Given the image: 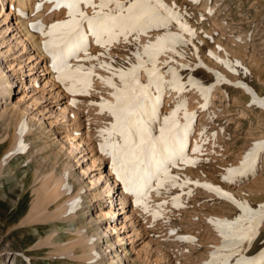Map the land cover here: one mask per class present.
<instances>
[{"label":"rangeland","instance_id":"rangeland-1","mask_svg":"<svg viewBox=\"0 0 264 264\" xmlns=\"http://www.w3.org/2000/svg\"><path fill=\"white\" fill-rule=\"evenodd\" d=\"M44 1L50 3L49 0H37L34 10L38 11L37 5L39 2L43 5ZM164 2L186 28L182 29L173 21L167 28H151L127 38L120 36L106 46L92 37L86 48L68 58V64L80 67L81 76L91 73L88 76L90 85L79 83L74 91L71 90V80L65 83L54 79L52 86L43 70L47 59H39L30 42L21 40L23 32L14 29L17 12L11 9V0L0 2V68L9 79L15 78L16 73L21 75L22 82L15 88L12 100L26 110L24 122L33 118L30 121L34 128L31 134L22 138L28 143L24 144L26 147L21 139L22 144L17 145V151L5 158L11 148L14 127L0 120V137H4L0 138V264H82L73 258L58 257L51 252V247L37 250L40 236L48 239L50 235H58L60 239H68V221L40 216L41 219L33 223H24L36 202L38 180L47 174L63 171L69 154L68 149L59 151L58 142L65 134H76V138L86 139L84 152L74 149L76 156L72 163L78 173L82 170L81 163L86 168L88 161L89 165L93 162L92 149L95 156L101 158L89 168L88 175H80L85 182L84 193L79 199L87 205L84 217L88 216L85 223L89 231L95 234L97 229L94 227L99 222L102 226L109 222L121 226L127 215L133 217L135 224L126 220L125 227L120 229L124 238L118 249L123 264H225V261L227 264H239L240 261L264 264V221H257L255 230L248 227V221H241L244 231L229 232L237 234L230 238H236L232 242L221 239L224 233L217 228L220 222L240 219L245 214V206L258 214L260 206L264 205V147L259 143L264 142V108L252 98L254 92L264 99V0ZM60 3L58 7V2L52 1L45 7V14L39 17L37 13L39 20L45 16L49 18L46 27L69 20L68 7L62 0ZM94 3L96 8L85 3L80 5V10L88 16L100 12V0H94ZM115 7V3L110 6L111 9ZM35 14L28 12L26 16L32 22ZM85 23L87 21L83 25ZM32 26L29 28L37 34L38 29ZM56 31L58 33L61 29ZM168 32L175 34V38L164 45L166 50L156 54L154 64L148 63L149 57L143 55L145 46L156 44L157 38ZM88 33L86 36L90 37L92 34ZM150 51L156 52L155 49ZM136 52L142 55L137 57L134 55ZM141 59L145 61L138 72L141 84L149 83L148 69L157 70L150 88L154 97L151 103L156 105L159 117L153 134H159L163 118L177 108L174 119L181 126L187 125L184 137L186 151L184 148L182 157L173 160L168 169L171 176L177 177L176 186H171L172 181L169 180L159 187L157 180H151L140 191L139 202L132 199V191L127 193L130 202L126 203V215L118 213L113 217L114 212H111L109 218L92 221L89 217H95L100 207L119 211L122 202L119 200L122 183H118V188L113 187L118 173L110 154V144L115 138L111 131L115 117L107 107L108 103L116 102L113 95L116 89L101 77L111 78L112 83L121 87L119 74L113 76L112 70L127 71ZM8 62L13 64L12 68ZM101 64L110 65V68L101 67ZM157 77L162 81V91L156 88ZM232 80L242 81L251 89L248 88V92L235 86L236 82L232 83ZM167 93H174L176 99H171ZM40 95L44 97L38 99ZM2 101L0 99L1 106L5 104ZM63 109H66L63 112L66 115L59 116L58 112ZM185 112L191 117H187ZM74 113H77V119H73ZM6 137L7 142H1ZM102 144L109 146L101 150ZM32 147L35 150L29 153ZM253 149L256 150L255 156L246 166L245 174L225 180L223 177L230 175L228 169H239L247 153ZM37 170L40 172L38 179L35 178ZM100 174L101 181L98 180L97 184L102 186L101 189L110 184L113 187L111 196L108 193L102 194L103 198L89 195L88 180ZM149 185L151 188L147 187ZM217 188L220 191H216ZM148 190L151 193L149 197ZM53 224L55 228H51ZM132 224L140 227L137 235L132 231ZM99 231L102 232L103 227ZM123 246L128 249L129 259L130 256L133 258L130 262L124 256ZM103 252L99 249L100 254L95 256L103 258Z\"/></svg>","mask_w":264,"mask_h":264},{"label":"snow or ice","instance_id":"snow-or-ice-1","mask_svg":"<svg viewBox=\"0 0 264 264\" xmlns=\"http://www.w3.org/2000/svg\"><path fill=\"white\" fill-rule=\"evenodd\" d=\"M85 3L97 7L94 0H63V5L69 9V20L50 26L51 30L47 34L59 41L54 47H49L53 43L52 41H45L46 50L53 57V66L62 73L64 69H67V75L62 74L59 78L62 81L71 80V90L73 91L79 83L86 86L90 85L88 76L91 73L81 76L79 66L73 69L68 64V58L71 55L78 54L87 46L86 33L83 29L84 21H87L96 42L105 46L115 42L120 36L127 38L128 35L147 31L151 28H167L173 21L179 23L182 29L187 27L180 23V18L164 0H124V2L122 0H100L98 7L101 11L92 16H88L80 10V5ZM113 3L116 5L115 9L110 8ZM125 3L127 7H125ZM57 6H61L59 0ZM41 7L42 4H38L37 10ZM106 8L110 10L103 11ZM36 26L34 24L32 27L35 28ZM57 29H61V31L57 33ZM174 38L175 34L168 32L164 36L158 37L156 44L146 45L143 55L149 57L147 62L154 64L156 54L166 50L164 45ZM150 49H155L156 52L153 53ZM134 55L140 57L142 54L136 52ZM144 64L145 61L141 59L139 63L134 64L127 71L112 70L113 76L119 74L120 80L123 82L121 87L112 83L111 78L101 77L105 83L116 89L113 93L116 96V102L107 105L115 117L111 129L115 138L110 144L112 149L110 154L113 156L121 179L129 185V190L134 191L138 198L142 195L139 189L146 186L150 180H157L159 187H163L169 180L172 181L171 186H176L177 177L171 176L168 169L173 160L183 155L184 137L187 134V125L181 126L174 119L176 111L179 110L177 108L170 116L163 118V126L159 129V134L153 135L152 124L159 117L156 112V105L151 103L154 97L150 88L153 83L152 78L157 70L155 68L148 69L149 83L141 84L138 72ZM100 66L110 68V65L106 64ZM155 82L157 88L160 89L162 81L159 77L156 78ZM160 90L162 91V89ZM185 115L191 117L190 113L185 112ZM259 143L261 147H264V142ZM108 146V144H102L101 150H106ZM255 152L256 150L253 149L247 153L241 167L239 169L229 168L230 175L223 178L228 180L234 178L235 175L243 176L245 168L250 165ZM205 186L211 187L210 185ZM215 190L220 191L218 188ZM223 194L228 195L227 193ZM145 207L147 208V205ZM243 220L248 221V227L255 230L257 221H264V205L260 206L258 214L245 206V214L240 219L224 222L225 227L221 229L222 233L225 229L244 231L241 227ZM239 264H245V262L240 261Z\"/></svg>","mask_w":264,"mask_h":264},{"label":"bare ground","instance_id":"bare-ground-1","mask_svg":"<svg viewBox=\"0 0 264 264\" xmlns=\"http://www.w3.org/2000/svg\"><path fill=\"white\" fill-rule=\"evenodd\" d=\"M52 1L57 2L58 0H51V1L49 0L50 3H52ZM0 2L2 3L3 0H0ZM47 2L44 1L41 9L38 10V11H35L34 8L36 7L37 0H11V3H12V8L11 9L12 10L15 9V11L17 12V17H16L17 25H16V28L14 27V29H16V30L19 29V32L20 31L23 32L21 34V36L24 39L22 38L21 40H27V42H30V45L36 49L39 59H42V60L43 59L45 60V58L47 59V60H45L46 62L43 65V67H44L43 70L45 71L44 72L45 74H48V77H49L48 81L53 86L54 85V83H53L54 81L53 80L54 79H60L59 77L62 74L67 75V69H64L63 73L62 72H58L57 68L53 66V57H52V55L49 53V51L46 50V47H45V41H52L53 42V43H51L49 45V47H54L55 44L59 42L57 39H55L54 37L49 36L47 34L51 30L50 27L49 28L46 27V25H48V23H47L48 21L47 20L49 18H47L45 16L46 18L42 17V18H40V20L38 19L44 13V10L46 9L45 7L49 6L50 3L48 4ZM39 4H41V2H39ZM111 5H113V4H111ZM93 10H95V9H93ZM28 12L31 13V14L36 13L35 15L37 17L36 16H34V17H35V20L37 18V20H36L37 23H35L36 22L35 20L34 21L32 20V22H33L32 23L30 21V19H28V16H26V14ZM37 13L39 14V17H38ZM7 15H9V14H7ZM34 17H33V19H34ZM6 19H7V17H6ZM34 23H35V25H37L35 27L36 29H38V33L37 34H34V32H32L31 29L29 28V26L30 25H34ZM9 26H11V25H9ZM83 29H84V31H86V30L90 31L88 23H85L83 25ZM86 33H88V32H86ZM89 33L92 34L91 32H89ZM92 37L94 38L95 36L94 35H91L90 37H88V35L86 36L87 43H88L89 40L93 39ZM26 46H28V45H26ZM84 51H86V50H84ZM8 66H9V68H12L13 64L11 62H8ZM72 67H73V69L76 68L75 66H72ZM222 75H225V74H222ZM227 79H228V76H227ZM228 80L230 82V78ZM234 81L235 80H232V83H234ZM21 82H22L21 75L16 73V77L15 78L9 79V77L5 74V72L0 68V99H3L2 102L5 103L2 106L0 105V120L8 122L7 124H9L10 126L14 127L13 138L11 140V148L9 149V152L7 153L5 158L11 157L12 153L17 151V148H16L17 145L23 143V146H25L24 144H28L26 142V140L22 139V138L27 136L29 133L31 134V132L34 129V128H32L33 126L31 125L32 123L30 121L33 118H31L29 120V122L28 121L24 122L23 117L26 114V110L23 109L19 105L18 102H13V100H12V94L15 93V88L18 87V85ZM62 82H65V83L68 82L69 83L70 80L62 81ZM120 82H121V80H120ZM249 89H251V88H249ZM8 93H10L9 96H8ZM174 93H167L166 95L169 96L171 99L175 100L176 99V95ZM37 97H38V99H41L44 96L40 95V96H37ZM65 110L66 109L60 110L58 112L59 116H61V115L63 116V114H65V113H63V112H65ZM76 114L74 113L73 119L74 118L77 119ZM24 119H25V117H24ZM156 120L153 121L152 128L154 127V124H155ZM42 123L44 125V122H42ZM53 123H56V122L53 121ZM49 126H52V125H49ZM156 126H158V125H156ZM62 135H64V134H62ZM65 135L66 136H63L62 138H60V140H59L60 142H58L59 143V146H58L59 147V151L60 152L61 151L64 152V149H68V153L67 154H69V155H67L66 153H64V154L67 155V159H66V162L64 163L63 171L59 172L57 174H55V173L47 174V175L43 176L42 179H40L41 181L38 180L39 181V186L36 187V189H35V190H37L36 202H34V206L32 207V209L30 211L31 213H29V215H27L28 218L25 220L24 223L25 224L33 223L35 220L39 219L40 216H42V217L43 216H47V219H51V220H53L52 218H54V220L62 219L63 221H65V222L68 221L70 223L69 224V229H68V234H69V238L68 239H66V240L60 239L58 235H50L48 237V239H47V237L40 236V244L38 245L37 250L41 251L42 249L45 248V246L46 247H51V252L53 254L57 255L58 257H63V258H68L69 257L71 259L73 258V259H75L77 261H80V263H82V264H123L121 254L119 253V249H118V245L121 246V244L123 242L122 240L124 238L123 236L120 235V229H121L122 226L125 225V223H127L126 220H128V221L131 220L132 221L133 217L131 215H127L125 221L123 222V224L121 226H117L116 223L112 224L111 222H109L107 225L104 224V226H102V224L99 222V224H96L97 226L94 227V229H97V231L95 230L96 231L95 234L92 233L91 231H89L90 228L85 223L87 221V219H88V216L84 217V215L87 213L84 210V207H86L87 205L84 204L85 201L81 202L80 199H79L81 197V195L84 193L83 192V190H84L83 185H84V182H85L84 179L80 175L81 174L82 175L83 174L88 175L86 173L89 171V168L93 166V163L95 164L98 161V160L96 161V159H100L101 160V158L99 156H95V154H94L95 151H93L94 149L91 148L92 149L91 153H92L93 162L89 165V161H88L87 164H86V168H83V163L80 162L82 170L80 171V173H78L75 170V166H74L75 164L72 163V161H73L72 158L76 156L75 153H74V149H76V150L80 149L81 152H84L85 150L83 149V147L85 146V144H83V143L86 141V139H84V138L78 139V138H76V136H77L76 134H65ZM32 136H34V135H32ZM0 138H4V137L2 136ZM21 139L24 140V141H21ZM68 141H70L69 142L70 144L68 143ZM1 142H3V143L7 142V137ZM68 144H69V146H68ZM184 148H185V144H184ZM14 150H16V151H14ZM33 150H35L34 147H32V149H29L28 152L30 153ZM111 151H112V149H111ZM185 151H186V148H185ZM85 157H86V153L83 155L82 158L85 159ZM35 173H36V177L35 178L38 179V175L40 174V172L37 170ZM100 177H102L101 174L93 177L90 180H88V183H89L88 184L89 185V189L88 190H90V192H88V193H90L89 195H91L92 197L96 196L97 198H99L100 196L104 197V195H102V194L108 193V195L111 196L110 194H112V191H111L112 188L113 187L118 188L119 187L118 183L121 182L122 183V185H121L122 186L121 187L122 190H121V197L119 198V200H121L122 202H120V207L118 208V210L120 212L116 211L115 209L114 210L113 209L106 210L105 208L100 207V209H98L95 217H93V218L89 217L90 220L94 221V219L97 220L98 218H100L98 220H103L102 219L103 217H104V219L105 218H109V217L112 216L111 212H114L113 217H115V215H117L118 213H120V214L123 213L124 215H126L127 214L126 203L130 202V197L128 199V194H127V193H129V191H131V190H129V185L125 184L124 181L121 179L120 175L117 173V176L115 177L116 179L113 180L115 185L113 187H111L110 184H109V185H107V187L101 189L100 187H102V186L98 185L99 183L97 184V181L100 180L99 179ZM104 178H106V177H104ZM109 180H110V178H109ZM157 186H159V184ZM73 187H75V190H74ZM147 187L151 188L150 185L147 186ZM142 188L143 187H141L139 189V191H141ZM132 192H133L132 193V199L136 200L138 196H137V194L134 191H132ZM148 192H149V190H148ZM149 195H151L150 192L148 193L147 197H149ZM133 196H134V198H133ZM155 196H156V194H155ZM138 199H140V198H138ZM103 200H105V199H103ZM142 201H144V203H146V201L144 199ZM138 202H139V200H138ZM140 203H141V201H140ZM137 204H139V203H137ZM53 205L55 207L52 208ZM141 206H142V204H141ZM136 207H137V205L135 206V208ZM140 211H141V209H140ZM142 212H144V211H142ZM120 214H119V216H120ZM145 215H147V214H145ZM50 216H52V217L50 218ZM43 219H46V218L43 217ZM77 221L79 222V224H77ZM224 222H220V224H218L217 228H219L220 231H221L222 228L225 227ZM131 223H134V221H132ZM55 226L56 225L53 224L51 226V228H55ZM102 227H103V231L100 232L99 230ZM138 228H140V227H138ZM138 228L135 227V225L132 224V231L135 233V235L140 233V231H139L140 229H138ZM105 231H107V233ZM232 231L233 230L225 229V231L223 232L224 233L223 234L224 237H221V239L225 238V236L228 239L237 236V234H230L229 233V232H232ZM104 238H105V240H104ZM225 239H223V240H225ZM235 239L236 238H234L232 240H235ZM104 243H105V245H103ZM145 245L147 246V243ZM102 246L103 247L105 246V247L103 248ZM99 249L104 251L103 252L104 253L103 256H105V257L102 258L100 255H99V257L95 256V255L100 254L99 253ZM231 249H232V247H231ZM123 250L125 252L124 256H125V258H127V261L129 260V262H130L131 259L133 260V258H131V256H130V259H129V255L127 254L128 252H126L128 249H126L125 246H123ZM96 258H98V259L95 260ZM258 260H259V258H258ZM262 261L259 262V263H262Z\"/></svg>","mask_w":264,"mask_h":264}]
</instances>
